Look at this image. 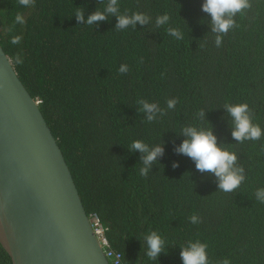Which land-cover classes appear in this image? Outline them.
Wrapping results in <instances>:
<instances>
[{
	"label": "trees",
	"instance_id": "1",
	"mask_svg": "<svg viewBox=\"0 0 264 264\" xmlns=\"http://www.w3.org/2000/svg\"><path fill=\"white\" fill-rule=\"evenodd\" d=\"M203 0H120V12H143L148 26L115 30L117 20L80 25L100 0H0V44L40 109L71 169L87 214H97L106 228L118 264H182L180 246L201 241L211 264H264V204L255 199L264 188V138L237 143L231 137L225 103H247L253 123L264 128V0L238 14L236 27L217 48ZM17 12L25 23L12 35ZM167 13L169 25L155 26ZM168 27L184 34L176 40ZM23 59L16 63V56ZM121 65L128 66L120 73ZM175 111L148 123L138 112L140 99ZM206 110L207 120L196 113ZM213 127L218 143L231 145L246 169L235 193L218 192L216 178L200 173L194 162L177 155L185 124ZM165 144V154L147 177L139 174L142 155L128 147L134 140ZM179 163L174 168L173 164ZM196 214L201 223L193 225ZM157 231L166 254L149 262L142 234ZM0 264H13L0 243ZM111 264H116L111 261Z\"/></svg>",
	"mask_w": 264,
	"mask_h": 264
},
{
	"label": "water",
	"instance_id": "2",
	"mask_svg": "<svg viewBox=\"0 0 264 264\" xmlns=\"http://www.w3.org/2000/svg\"><path fill=\"white\" fill-rule=\"evenodd\" d=\"M0 243L13 264H111L39 101L1 44Z\"/></svg>",
	"mask_w": 264,
	"mask_h": 264
},
{
	"label": "clouds",
	"instance_id": "3",
	"mask_svg": "<svg viewBox=\"0 0 264 264\" xmlns=\"http://www.w3.org/2000/svg\"><path fill=\"white\" fill-rule=\"evenodd\" d=\"M34 0H18L21 8H29ZM103 10L97 8L86 16V12L77 11L74 15L80 25L95 26L106 22L109 17H115L117 23L115 30H126L130 27L148 26L152 23V18L143 12H134L131 15L120 12V0H100ZM249 0H203L201 10L210 18L208 21L210 33L214 36V44L217 48L223 46L224 37L236 27V17L244 10L249 9ZM171 17L164 13L155 19V26L161 28L169 25ZM25 18L23 13L17 12L12 20V26L8 29L10 33V44L18 45L21 43V35H12L15 26L23 25ZM167 34L176 40H183L184 34L177 28L168 27ZM17 64H22L23 59L20 55L16 58ZM127 65H121L120 73L128 72ZM179 103L178 99L172 98L166 101V108H161L157 103H152L144 99L137 101L138 112L142 119L148 123L158 120L170 111H175ZM228 117H230L231 137L237 143L245 141H260L264 138V128L259 124L253 123V113L247 103H225L222 107ZM199 121L207 120L206 110L201 109L196 113ZM177 134L184 139L175 147L177 155L190 158L200 173H209L216 178L218 192L235 193L246 180V169L239 163V156L230 150L231 145L218 143V137L213 127L205 128L201 124H185ZM128 149L142 155V167L139 174L147 177L153 172L154 165L159 164L160 159L165 154V144H146L142 140H134ZM174 168L179 167V163L173 164ZM257 202L264 204V188H258L255 192ZM189 222L193 225L201 223L198 215L193 214L189 217ZM142 241L146 245V256L149 262L159 261L162 254H166L165 240L155 230H150L142 234ZM180 258L182 264H211L208 254V246L197 240L189 241L186 245L180 246ZM218 264H231L229 258H224Z\"/></svg>",
	"mask_w": 264,
	"mask_h": 264
},
{
	"label": "built area",
	"instance_id": "4",
	"mask_svg": "<svg viewBox=\"0 0 264 264\" xmlns=\"http://www.w3.org/2000/svg\"><path fill=\"white\" fill-rule=\"evenodd\" d=\"M90 221L100 245L105 251L107 258L114 263L118 264L121 260V255L111 250L109 240L107 238L106 228L104 227L101 218L97 214H92L89 216Z\"/></svg>",
	"mask_w": 264,
	"mask_h": 264
}]
</instances>
